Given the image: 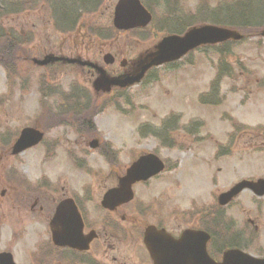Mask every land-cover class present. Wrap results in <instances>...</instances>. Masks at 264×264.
Masks as SVG:
<instances>
[{
    "label": "rangeland",
    "instance_id": "rangeland-1",
    "mask_svg": "<svg viewBox=\"0 0 264 264\" xmlns=\"http://www.w3.org/2000/svg\"><path fill=\"white\" fill-rule=\"evenodd\" d=\"M10 1L17 3L18 8L15 4L8 8L9 12L16 10V13L3 17L1 28L18 41L22 37L32 40L31 49L25 56L42 58L52 52L80 56L103 65L101 58L106 52L115 58L114 64L106 66L110 73L121 70V60H127L128 66L138 65L169 31L211 23L207 19L217 18V15L220 20L227 18L242 22L243 11L237 4L232 5L234 0H146L153 13V27L115 32L111 26L117 0H102L98 5L96 3L98 9L89 13H83L78 6L75 26L79 25V34L88 35L87 27H92L89 30L92 38L87 41L76 34L69 35L72 30L65 32L66 35L61 34L50 15L49 4L44 0ZM250 9L251 24L238 27L239 32L248 36L230 41L225 50L227 53L222 56V61L233 72L231 78L225 77L220 82L214 97L217 104L207 101L201 105L198 99V96L208 94L221 61L219 51L213 52L211 48L205 52L195 50L174 66L155 69L152 75L156 80H151V84L146 81L144 85H136L127 91L98 96L91 89L93 76L90 71H80V68L69 65L33 66L23 61L19 52L10 56V48L6 52L10 58L6 56V59L11 61L12 70L16 72L11 73L10 82V92L14 93L5 96L8 94L7 71L0 66V137L2 132L5 139L14 136L11 145L23 126L37 124L48 131L51 123L54 129L51 132L54 137L51 142V180L66 184L70 190L79 191L78 188L85 187L87 198L93 199L88 204L91 211L96 209V199L113 180L107 175L108 165L96 154L99 148L91 149L87 144L89 140L96 138L105 144L108 152L117 158L114 164L120 170L128 168L139 154L154 151L165 160L167 168L151 183L137 186L134 206L139 207L138 201L142 202L140 207L143 202L151 205L152 214L147 217L150 223L167 221L166 227L173 231L186 226L190 222L185 216H195L199 212L208 214L207 206L217 194L242 178H264V35L260 33L264 30V0L251 1ZM170 23H173L171 27ZM93 26L99 30L96 36ZM259 81L263 82L259 86L262 88L257 87ZM70 83L75 86L73 92L76 91L77 96L68 95ZM40 91L49 95L50 100L46 98V102L53 104L49 106L51 119L39 106ZM63 96H67L66 101L59 102L57 99L63 100ZM60 104H77L85 110L60 108ZM79 112L82 115L76 116ZM169 115L178 117L172 124L161 128L160 122ZM36 118H39L38 123ZM229 122L244 125L241 133L232 131L230 136ZM141 123L149 124L144 127V132L139 130ZM153 129L156 133L150 134ZM141 132L144 138L139 137ZM231 137L233 141L229 142ZM217 143L224 148L218 149L221 154L216 158ZM1 152L0 145V198L4 190L7 192L4 198L13 197V192L6 191L8 186L3 179L6 165H14L20 172L28 167L30 173L37 167L42 170L50 167L44 159L41 144L18 158L4 156ZM80 168H86V172ZM98 171L99 174H94ZM120 207V215H130L128 204ZM217 213L211 228L218 239L228 231L226 225L241 235L251 232L247 222L251 217L258 225V231L251 233L258 234L253 235L260 237L264 249V197L257 199L249 191H244L221 217ZM193 222L192 226L202 225ZM15 226L11 222L4 226L0 233V249L14 247L20 261L24 245L10 242ZM263 249L249 252L262 255Z\"/></svg>",
    "mask_w": 264,
    "mask_h": 264
},
{
    "label": "flooded vegetation",
    "instance_id": "flooded-vegetation-1",
    "mask_svg": "<svg viewBox=\"0 0 264 264\" xmlns=\"http://www.w3.org/2000/svg\"><path fill=\"white\" fill-rule=\"evenodd\" d=\"M82 39L91 40V38ZM127 64V60H121L119 65L126 71L132 70L135 66H128ZM119 73L116 71L112 75ZM58 106L67 109L79 107V109L85 110L77 104H60ZM45 109L48 111L49 119H51V107ZM75 115L80 116L82 113L79 112ZM72 116L74 117V115ZM48 130V140L51 143V140L54 139L51 137V132L54 131L51 124ZM1 153L4 156L11 155L10 151ZM96 154H99L100 161L108 165L107 175L112 177L113 182L96 199L94 211H91L88 206L93 199L87 198L85 187L78 188L79 191L70 190L66 184L51 180V146H49V152L44 151V158L47 163H50V167H46L45 171L37 167L30 173V169L26 167L24 171L20 172L14 165L13 167L5 166L2 174L5 184L8 186L6 191L13 192V197L6 199L4 197L7 192L5 190L2 192L0 198V233L8 223L16 224L15 229L11 232L10 242H21L24 246H22L23 252L21 254L23 257L20 261L17 259L19 255L14 247L2 248L0 254L2 252L10 253L16 264H155V260H160L165 264H199V257L190 253L173 256L172 254L180 251L179 248L162 247V242L158 243L157 241H151L150 244L155 248L156 245H160L161 254L159 257H153L144 243V227L148 225L164 227L174 238H178L186 227L206 230L209 234L206 242L207 256L216 261L221 259L220 255L225 249L239 248L244 251L263 249L260 244V237L255 236L258 234L251 233L258 231V225L251 217L247 218L251 232L246 231L245 234L242 233L243 235L241 232H225L224 234L230 237V241L224 247L217 240L215 232L210 230V227L215 223L214 201L209 203L208 214L198 213V215L191 217L185 216V219H188L187 222L190 223L176 231L166 227L167 221L148 222L147 217L152 214V211L151 205H147L145 202H143L142 207H140L141 201L137 202L139 207L134 206L136 203L129 207L131 205L129 203L130 215H120V206L112 209L103 207L101 205L103 194L108 189L117 186L118 179L123 175L125 169H118L114 164L117 158L112 156L104 145L99 146V151ZM80 169L86 172V168ZM94 174H99V171ZM149 182L136 183L134 186L146 185ZM61 202L68 206H74L75 210L72 206L70 210L78 213L81 226L79 228L75 225L74 230L70 229L67 232L65 239L59 240L65 244L57 245L55 235L58 227L50 224L56 216L57 208ZM75 216L76 214H74ZM153 216L155 217V215ZM193 221L201 222V227L192 226ZM142 223L143 225H141ZM59 233L62 234L60 231ZM190 250L191 247L186 248V251Z\"/></svg>",
    "mask_w": 264,
    "mask_h": 264
},
{
    "label": "water",
    "instance_id": "water-1",
    "mask_svg": "<svg viewBox=\"0 0 264 264\" xmlns=\"http://www.w3.org/2000/svg\"><path fill=\"white\" fill-rule=\"evenodd\" d=\"M149 18L150 15L141 6L139 0H118L115 8L114 20L117 25L127 24L125 27L143 25L147 23ZM262 34L264 35V30ZM227 39L239 40L241 39V35L231 29L214 25H202L200 27L188 30L183 36H166L159 43L157 50L154 53L146 55V57L141 61L140 71L138 74L134 76L127 75L122 81L119 78L109 80L105 76L103 70L93 65L100 72V76L94 82V87L98 91L100 89L108 90L112 84L124 86L129 83L136 82L142 77L144 71L151 65H158L166 61L178 59L187 51L200 44L216 43L225 41ZM106 58H110L109 55L106 56ZM57 60H59V58L48 55L44 57L43 60H34V62L38 65H45ZM64 61L71 63L80 62L79 60L75 59H64ZM146 61L147 63H145ZM41 137L42 134L38 130L31 128L23 129L13 146V152L16 153L22 151L23 149L36 144L41 139ZM161 168L162 163L158 158L152 155L141 157L127 170V174L120 179L119 187L112 189L105 194L102 204L112 207L117 203L130 200L132 198L131 184L137 180L146 179L148 176L159 171ZM243 189H250L257 195H264V180L259 179L256 182L244 180L239 182L234 187H232L230 191L220 195V204H226L232 197L237 195ZM147 230L151 233L157 232L163 240H168L169 247H177L180 244H183L184 247H189L191 243L187 244L188 241L198 240L196 247L199 248L198 254L200 257V264H264V259L253 258L237 250L228 251L225 253L221 263H214L212 261L202 259L206 257L205 241L207 237L206 235H203V232L200 231L193 232L191 230H185L179 240L172 241L173 239L169 235L165 234L164 230H156L153 227H148ZM191 246L195 247V244L193 243ZM1 264L9 263L1 261Z\"/></svg>",
    "mask_w": 264,
    "mask_h": 264
},
{
    "label": "trees",
    "instance_id": "trees-1",
    "mask_svg": "<svg viewBox=\"0 0 264 264\" xmlns=\"http://www.w3.org/2000/svg\"><path fill=\"white\" fill-rule=\"evenodd\" d=\"M44 1L46 2V4H49V9L51 12V0H44ZM234 1L235 2H233L232 5L237 4L243 10L241 12L242 22H239L238 19L234 20V19H227L226 18V19L220 20L219 15H217V18H212V19L210 18L207 20H209L210 22H213L215 24L232 26L234 28H238V27L243 28L242 26L250 25L251 24L250 12H252V10L250 8H251V1H253V0H234ZM260 1H262V0H260ZM83 3H87V5H91V4L94 5V7H92V8L83 7L82 8L83 11L86 12V11L93 10L95 8L96 3H97V5L100 3V0H78V2L76 4L82 5ZM12 4H15V6L18 8L17 3L13 2V1L0 0V65H2L4 67V69L7 70L8 73H13L14 71L12 70L13 64H11L10 60L6 59V56L8 58H10L8 56V54H6L7 50L12 48L10 56L14 55L15 52H17V53L19 52L20 57H21L22 56L21 47L23 48V45L26 44V42H24V41L28 40L27 38L26 39L21 38L18 41L14 37L10 36V34H6L5 30L3 28H1V26H2L1 19L3 17H6L8 14L16 13V10H11L10 12L8 10V8L11 7ZM72 4H73L72 0H61L57 6H54V8H55V10H57L63 14L69 13V12L72 13V16H73L72 21L74 22L76 20L75 15L77 13V8H73ZM245 18H248V19L244 20ZM204 19H206V18H204ZM72 21H71V23H72ZM176 21H178V20H176ZM176 23H179V22H176ZM186 24H188V22L185 24H182V25H186ZM228 43L229 42H225V43H221V44L209 45V46H205V47L200 48L201 51H203V52H205L207 48H211V50L213 52L218 50L219 51L218 55L221 57V61L217 65L216 75H215L213 81L211 82L210 90H209L208 94L200 96V101L202 103H206L207 101H209L210 104H217V100L214 99V97L216 96V92H217V89L219 88L220 82H222L223 78H225V77L231 78V75L233 72L232 69H230L224 61H222V56H224L227 53V51H225V50L227 48ZM18 57H19V55H18ZM14 73L16 74V72H14ZM8 78H11V74H8ZM261 83H263V82L259 81V84L257 86L258 88H262V87H259L261 85ZM73 96H75V95H73ZM214 100H216V101H214ZM177 117L178 116H176V115L168 116L167 118H165L162 121V127L164 128L167 125L172 124L173 120H175V118H177ZM232 126H233V131L238 132L235 134L241 133L239 131H242V129L244 127V125L237 124L235 122L232 123ZM262 127L264 128V126H262ZM141 129H143V128H141ZM144 130H143V132H144ZM152 131L150 133H153V134L156 133L155 129H153ZM231 134H230V136H231ZM235 134H233V135H235ZM164 137H162V138H164ZM232 141H233V137H231L230 142H232ZM7 143H8V141H7Z\"/></svg>",
    "mask_w": 264,
    "mask_h": 264
}]
</instances>
